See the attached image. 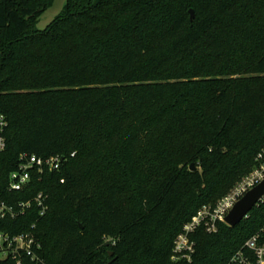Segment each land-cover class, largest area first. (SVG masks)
I'll use <instances>...</instances> for the list:
<instances>
[{
    "label": "trees",
    "instance_id": "trees-1",
    "mask_svg": "<svg viewBox=\"0 0 264 264\" xmlns=\"http://www.w3.org/2000/svg\"><path fill=\"white\" fill-rule=\"evenodd\" d=\"M53 2L0 0V202L48 204L0 232L33 231L46 264H225L264 227V202L198 228L190 261L171 250L264 145V0H66L38 29ZM23 153L64 159L10 191Z\"/></svg>",
    "mask_w": 264,
    "mask_h": 264
},
{
    "label": "built area",
    "instance_id": "built-area-1",
    "mask_svg": "<svg viewBox=\"0 0 264 264\" xmlns=\"http://www.w3.org/2000/svg\"><path fill=\"white\" fill-rule=\"evenodd\" d=\"M5 126L6 122L3 116L0 115V151L4 150L6 146V139L3 135ZM73 155L74 153L71 154V156ZM63 159L60 155L39 157L33 154H21L18 168L9 174L8 190L21 191L30 182L31 171L34 169L39 172H43L45 169L48 171H59ZM256 159L260 161L259 166L238 181L214 205H203L199 208L193 218L182 226L181 231L173 241L171 250V259L173 261H190L195 250V241L193 239L195 231L198 228H203L207 233L215 232L219 222L225 223L224 219L235 203L264 179V145L258 152ZM60 182H64V179L61 178ZM32 202L38 206L39 216H43L48 209L47 195L39 192L31 200L18 202L16 208L0 202V219L7 215L15 217L24 214L25 209L29 208ZM262 202H264V196L257 205ZM34 227L35 224H32L31 228L33 229ZM263 231L264 227L260 232L247 239L225 264H264V243H259L260 233ZM41 249L40 241L31 230L13 235L0 232V254L3 255L0 261L10 257L15 260L16 264H21L23 258H29L35 264H46L40 255Z\"/></svg>",
    "mask_w": 264,
    "mask_h": 264
},
{
    "label": "water",
    "instance_id": "water-1",
    "mask_svg": "<svg viewBox=\"0 0 264 264\" xmlns=\"http://www.w3.org/2000/svg\"><path fill=\"white\" fill-rule=\"evenodd\" d=\"M190 18H194L193 9H189ZM195 165L191 163L190 170L194 171ZM264 196V179L250 189L239 201L235 203L232 209L226 215L224 221L230 227L238 225L245 217L248 216L249 212Z\"/></svg>",
    "mask_w": 264,
    "mask_h": 264
},
{
    "label": "rangeland",
    "instance_id": "rangeland-1",
    "mask_svg": "<svg viewBox=\"0 0 264 264\" xmlns=\"http://www.w3.org/2000/svg\"><path fill=\"white\" fill-rule=\"evenodd\" d=\"M65 2H66V0H54V2H53V4L49 7V8H47L41 15H40V17H39V20H38V22H37V25H36V27L38 28V29H40V30H44L46 27H47V25L56 17V16H58L60 13H61V11H62V9H63V7H64V5H65ZM194 164V163H193ZM259 164H260V161L259 160H257L256 159V165L253 167V169L250 171V172H252L253 170H254V168L255 167H257V166H259ZM195 165V164H194ZM195 167H196V165H195ZM249 172V173H250ZM248 173V174H249ZM248 174H246V175H248ZM245 175V176H246ZM244 177V176H243ZM240 181V180H239ZM236 185V184H235ZM234 187V186H233ZM3 258V255L2 254H0V259H2Z\"/></svg>",
    "mask_w": 264,
    "mask_h": 264
}]
</instances>
